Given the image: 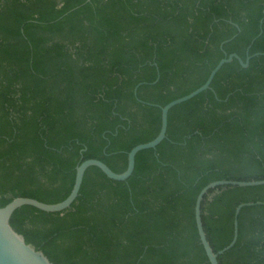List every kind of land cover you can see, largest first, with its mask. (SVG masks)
<instances>
[{"label":"trees","instance_id":"obj_1","mask_svg":"<svg viewBox=\"0 0 264 264\" xmlns=\"http://www.w3.org/2000/svg\"><path fill=\"white\" fill-rule=\"evenodd\" d=\"M262 19V20H261ZM84 171L70 206L16 207L10 223L54 264H210L194 202L207 182L264 177V0H0V206L70 191L75 166L97 157L122 171ZM136 86V90L134 91ZM264 183L227 185L202 201L214 250L232 236L235 206ZM220 264H264V203L241 206Z\"/></svg>","mask_w":264,"mask_h":264},{"label":"water","instance_id":"obj_2","mask_svg":"<svg viewBox=\"0 0 264 264\" xmlns=\"http://www.w3.org/2000/svg\"><path fill=\"white\" fill-rule=\"evenodd\" d=\"M262 20V19H261ZM264 53V52H255ZM233 57H236L242 66H246L249 62L250 54H247L245 59L235 51L228 53L225 56H222L217 63L210 69L205 81L192 89L191 91L183 94L181 96L175 97L165 104L161 105V119L160 127L157 134L143 142H139L133 145L127 151V163L126 167L122 171L113 170L105 161L97 157H88L80 161L75 166V175L73 184L69 193L61 200L54 202H47L40 200L32 196L17 195L14 196L4 205L0 206V264H54L49 257L43 252L41 248H37L32 242H27L24 238V235L21 232H18L10 223V216L13 210L22 205V204H31L38 208L56 211L62 210L72 203L79 192L80 184L85 169L89 165H97L108 177L113 179H126L133 171L135 154L138 150L147 147H155L166 136V128L168 122V110L171 106L181 101H184L201 90L212 88L210 82L218 70V68L226 61H230ZM136 90V86L134 91ZM264 183V177L262 178H251V179H236V178H219L207 182L201 187L198 191L195 202H194V217L196 222V227L199 235L200 242L203 245L205 253L208 257L210 264H220L218 260V255L224 250L230 248L236 241L238 234V220L237 214L243 205H250L253 203H264V199H257L255 201H241L234 208L233 215V231L230 241L224 245L222 248L214 250L209 238L207 237L206 230L202 221V201L205 195L209 194L210 190L216 189L219 187L227 185H255Z\"/></svg>","mask_w":264,"mask_h":264}]
</instances>
